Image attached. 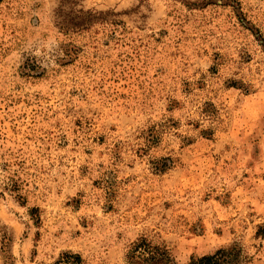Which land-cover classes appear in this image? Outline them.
I'll return each mask as SVG.
<instances>
[{
    "label": "rangeland",
    "instance_id": "1",
    "mask_svg": "<svg viewBox=\"0 0 264 264\" xmlns=\"http://www.w3.org/2000/svg\"><path fill=\"white\" fill-rule=\"evenodd\" d=\"M259 227L264 0H0V264H264Z\"/></svg>",
    "mask_w": 264,
    "mask_h": 264
},
{
    "label": "trees",
    "instance_id": "2",
    "mask_svg": "<svg viewBox=\"0 0 264 264\" xmlns=\"http://www.w3.org/2000/svg\"><path fill=\"white\" fill-rule=\"evenodd\" d=\"M74 26L81 27L82 23H77ZM256 234L264 235V229L259 227ZM64 257L62 256L57 263L68 264V259L66 257L64 259ZM76 258L79 259L78 256ZM127 260L128 264H177L165 246L154 244L144 236L138 237L131 244ZM247 262L248 256L242 246L233 242L210 253L191 256L183 264H246Z\"/></svg>",
    "mask_w": 264,
    "mask_h": 264
}]
</instances>
